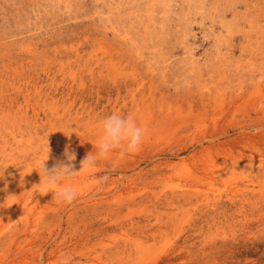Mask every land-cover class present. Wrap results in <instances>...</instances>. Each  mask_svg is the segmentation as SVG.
Instances as JSON below:
<instances>
[{
    "label": "rangeland",
    "instance_id": "rangeland-1",
    "mask_svg": "<svg viewBox=\"0 0 264 264\" xmlns=\"http://www.w3.org/2000/svg\"><path fill=\"white\" fill-rule=\"evenodd\" d=\"M112 113L139 151L33 188ZM3 169L0 264H264V0H0Z\"/></svg>",
    "mask_w": 264,
    "mask_h": 264
},
{
    "label": "clouds",
    "instance_id": "clouds-1",
    "mask_svg": "<svg viewBox=\"0 0 264 264\" xmlns=\"http://www.w3.org/2000/svg\"><path fill=\"white\" fill-rule=\"evenodd\" d=\"M258 130L254 129V131ZM146 135V126L139 123L133 116L120 113L109 114L99 120L92 151L83 159L78 171L73 169L75 153L69 152L67 148L64 152V161L55 163L50 169L47 168L45 166L49 153L47 145L46 158L37 164L39 183L33 188L42 191L43 195L52 193V200L60 204H71L78 198L79 193L68 183L69 181L85 171L94 169L99 161L110 158L123 159L136 153L142 147ZM3 172L4 169L0 170V177L3 176ZM105 180V176H93L91 183L100 186ZM57 264H73L71 253L62 251L57 257Z\"/></svg>",
    "mask_w": 264,
    "mask_h": 264
}]
</instances>
